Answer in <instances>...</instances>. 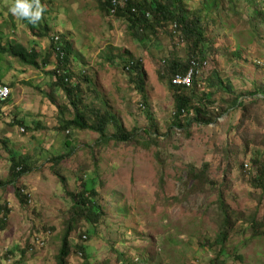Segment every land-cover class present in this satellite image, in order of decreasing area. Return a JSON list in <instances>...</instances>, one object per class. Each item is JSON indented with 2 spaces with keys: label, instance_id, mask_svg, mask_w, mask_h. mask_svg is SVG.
<instances>
[{
  "label": "rangeland",
  "instance_id": "1",
  "mask_svg": "<svg viewBox=\"0 0 264 264\" xmlns=\"http://www.w3.org/2000/svg\"><path fill=\"white\" fill-rule=\"evenodd\" d=\"M10 3L0 0V84L11 88L0 107V264H56L68 226L67 264H264V187L253 181L264 166V0H174L199 19V43L170 20L133 32L101 0H41L35 25ZM54 36L68 48L71 97L52 73ZM192 55L191 108L177 121L168 62ZM136 61L145 98L126 69ZM198 107L206 123L194 122ZM91 109L133 140L64 128L76 111L94 123ZM11 158L27 168L16 180ZM82 184L95 190L94 225L73 209Z\"/></svg>",
  "mask_w": 264,
  "mask_h": 264
},
{
  "label": "trees",
  "instance_id": "2",
  "mask_svg": "<svg viewBox=\"0 0 264 264\" xmlns=\"http://www.w3.org/2000/svg\"><path fill=\"white\" fill-rule=\"evenodd\" d=\"M176 2V1H175ZM101 8L105 10L106 12H109L110 9V0H101ZM131 8H134V12L131 11ZM122 14L126 17L128 28L129 30H133V32H137L136 30L139 29L141 32L144 31V29L147 28L149 20L152 18L156 23H159L163 20H170L175 25V27H180L182 34L184 37H189L190 39L194 38L195 43H199L203 39V34L199 30V19H192L190 20L185 11L181 9L180 7L177 8L175 6L174 0H164V1H153L150 3H147L146 0L141 1H132V0H126L125 7L122 9H118L116 14ZM177 24H180L177 25ZM62 50L64 51V58L62 62L57 63V67H62L65 71V74L59 75L54 70L52 73L56 77V83L59 86H62L66 89L68 83L64 81L65 78L69 79V70L67 68V61H68V48L66 45H62ZM7 53H10L14 57H18L23 64H30L32 66H35L34 56L32 54H28L26 50L24 49H18L13 50V48H10L8 50H5ZM3 51V52H5ZM190 59H194L196 62V66L194 67V70H196L199 66L198 57H192ZM191 61L188 62H180L178 60L172 59L168 62V68H167V74L170 76L169 82L171 88L175 89L177 95H174V113L173 116L175 120L179 121L181 115L191 108V94L192 92L189 91V93H185V90H190L193 86L194 79H192V86L190 88H183L181 86H175L172 85L171 80L172 78L177 75L181 74L184 75L188 68L191 66ZM126 69L129 74H132L131 77L133 84H135L136 90L142 95L143 98H145V85H144V78H143V69L141 67L140 62H130ZM66 93L69 97H71V90L66 89ZM75 104V103H74ZM76 109V107H75ZM203 108L198 107L194 108L195 116L193 118L194 122L196 123H206L205 120L201 117ZM88 112L92 115L94 119V123L87 124L85 121V118L78 112H75V115L73 119L67 120L65 122L64 128H73L78 130H90L95 133L99 134V140L109 141L108 139H113L117 143H130L133 140V134L132 132L124 131V129L120 126V123L116 120L115 116L111 114L109 111H100L97 109H91L88 110ZM112 124L115 128V133L113 136H107L105 133L106 127L108 124ZM25 160L23 158H20L19 160H16L15 158H11V177L12 180L18 179L21 175H23L27 168L24 165ZM254 163H257L254 161ZM258 186L264 187V166L260 163H257L255 174H254V180ZM1 184V182H0ZM83 188L77 192L72 193L70 196L73 200V209L78 210L79 214L85 218L90 224L94 225L97 221L96 218V210L99 206L96 204V202L93 200V196L95 194L94 189L87 188L82 184ZM20 195L19 191H16V196L18 197ZM75 201V202H74ZM3 212V206L0 204V214ZM5 214H2V217L5 218ZM226 218V217H225ZM2 219L0 218V228H2ZM226 224V219L224 220V227ZM257 224H254V226ZM71 227L68 226L67 230L62 236L61 239V245L58 250L57 256H56V264H67V259L70 256L71 253V247L69 242V234H70ZM226 232H222L220 234L219 240L223 242L226 238ZM77 250H81V246H76ZM85 262L83 264H89V262L84 259Z\"/></svg>",
  "mask_w": 264,
  "mask_h": 264
},
{
  "label": "built area",
  "instance_id": "3",
  "mask_svg": "<svg viewBox=\"0 0 264 264\" xmlns=\"http://www.w3.org/2000/svg\"><path fill=\"white\" fill-rule=\"evenodd\" d=\"M125 2L126 0H110V9H109V13L114 15L116 14L117 10L120 8H124L125 7ZM131 11H135L134 8H131ZM52 43H54V45L52 46V55H54V59L56 61V66L54 68V70L56 71L57 74L59 75H63L65 74V71L62 70V67H57V63L62 62L63 58H64V51L62 50V43L59 40V36H54ZM191 66L189 68V70L184 74H177L175 75L171 82L173 85L175 86H181L183 88H190L192 86V74L194 70V67L197 65L196 62L194 60H191ZM65 82H69L68 78L64 79ZM11 95V88L9 86H7L6 84H0V107L9 99ZM249 167L248 164L245 165V167Z\"/></svg>",
  "mask_w": 264,
  "mask_h": 264
},
{
  "label": "clouds",
  "instance_id": "4",
  "mask_svg": "<svg viewBox=\"0 0 264 264\" xmlns=\"http://www.w3.org/2000/svg\"><path fill=\"white\" fill-rule=\"evenodd\" d=\"M8 11L15 18L35 25L41 20L45 8L41 0H11Z\"/></svg>",
  "mask_w": 264,
  "mask_h": 264
}]
</instances>
